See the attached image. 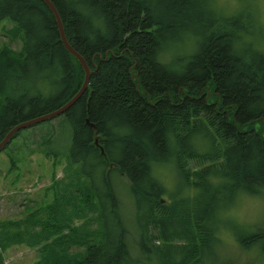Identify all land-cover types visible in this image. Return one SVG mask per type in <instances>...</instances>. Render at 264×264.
Here are the masks:
<instances>
[{
    "label": "trees",
    "instance_id": "16d2710c",
    "mask_svg": "<svg viewBox=\"0 0 264 264\" xmlns=\"http://www.w3.org/2000/svg\"><path fill=\"white\" fill-rule=\"evenodd\" d=\"M52 1L92 69L89 87L62 114L70 123L69 159L88 185L82 206L57 198L51 221L28 220L42 226L39 242L59 234L40 264H231L219 252L223 230L264 264V220L246 226L230 213L243 197L264 194L257 0H241L237 14L216 0ZM4 19L15 23L23 46L0 50V141L18 123L66 104L85 80L43 0H0ZM166 167L175 186L160 177ZM115 176L129 182L132 223ZM93 205L100 239L70 257L67 248L83 242L65 209L81 217Z\"/></svg>",
    "mask_w": 264,
    "mask_h": 264
},
{
    "label": "rangeland",
    "instance_id": "374dc122",
    "mask_svg": "<svg viewBox=\"0 0 264 264\" xmlns=\"http://www.w3.org/2000/svg\"><path fill=\"white\" fill-rule=\"evenodd\" d=\"M216 1L225 11L232 12H239L246 5L241 0ZM255 6L259 13V22L264 25V0H257ZM236 12L235 14L238 13ZM5 45L16 53L23 46L22 33L10 19L0 20V50ZM64 117L61 115L21 130L0 152V243L5 242L3 240L7 243L6 248L0 246L2 264H40L45 253L44 247L50 245L51 240L59 234L54 233L51 239L39 242L42 226L39 223L32 226L28 220L37 216L41 221H51L56 213L50 206L57 198H72L74 204L83 205L81 196L82 192H86L88 181L79 173L77 165L69 159L71 130L70 123L64 121ZM159 174L169 187L177 184L176 174L169 167L161 168ZM115 179L123 203V213L132 223L134 205L127 189L129 182L125 176L120 179L115 176ZM65 210L67 216L72 215L71 219L66 220L77 229L83 242L71 244L67 248L68 255L74 257L84 254L86 242L100 239L99 210L93 205V209L87 208L81 217L75 215L76 211L72 206ZM230 213L241 224L257 226L264 220V194L243 197ZM19 232L22 233L21 238L17 237ZM64 232L70 233L69 228H65ZM90 232L94 234L92 237ZM35 234L37 241L33 242L30 239ZM220 235L222 242L219 252L225 262L261 264L257 260V254L243 250L233 233L223 230Z\"/></svg>",
    "mask_w": 264,
    "mask_h": 264
},
{
    "label": "water",
    "instance_id": "95a60500",
    "mask_svg": "<svg viewBox=\"0 0 264 264\" xmlns=\"http://www.w3.org/2000/svg\"><path fill=\"white\" fill-rule=\"evenodd\" d=\"M47 6L50 8V10L52 11L54 17L56 18V21L58 23L59 26V32H60V36H61V40L63 42V44L65 45V47L67 48V50L81 63V65L83 66L84 70H85V80L83 82L82 87L80 88V90L75 94V96H73L66 104H64L63 106L59 107L56 110H53L51 112H48L46 114H42L40 116L31 118L29 120L23 121L18 123L17 125H15L14 127H12L4 136V138L0 141V152L5 149L8 144L13 140L14 136L19 133L21 130L52 120L62 114H64L70 107H72L85 93V91L87 90V88L89 87V82L92 76V69L89 65V63L87 62V60L84 58V56L77 50L75 49L71 43L68 41L66 32H65V28H64V23L62 20V17L57 9V7L55 6V4L53 3L52 0H43ZM98 139L99 137H96V143L98 144Z\"/></svg>",
    "mask_w": 264,
    "mask_h": 264
}]
</instances>
